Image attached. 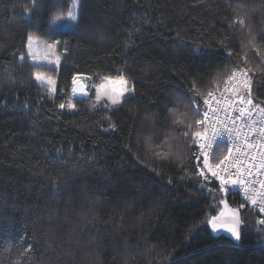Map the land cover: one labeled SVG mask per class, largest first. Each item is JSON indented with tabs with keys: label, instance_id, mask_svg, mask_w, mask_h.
Instances as JSON below:
<instances>
[{
	"label": "trees",
	"instance_id": "1",
	"mask_svg": "<svg viewBox=\"0 0 264 264\" xmlns=\"http://www.w3.org/2000/svg\"><path fill=\"white\" fill-rule=\"evenodd\" d=\"M74 1L0 0V264H264V218L205 184L183 135L190 98L234 65L264 106V0H79L76 29L57 30ZM31 37L57 46L59 70L29 61ZM78 74L90 100L72 97ZM119 77L133 95L97 103ZM224 203L239 245L211 230Z\"/></svg>",
	"mask_w": 264,
	"mask_h": 264
},
{
	"label": "snow or ice",
	"instance_id": "2",
	"mask_svg": "<svg viewBox=\"0 0 264 264\" xmlns=\"http://www.w3.org/2000/svg\"><path fill=\"white\" fill-rule=\"evenodd\" d=\"M241 24L244 21H240ZM31 40V38H29ZM231 52L228 53L231 56ZM257 55L261 61L264 63V52L257 51ZM21 60L24 57H20ZM251 69L246 67H240L234 65L232 68L227 70V80L225 81V90L219 96L215 95L217 89H212L208 91L207 96L203 99L202 106L195 97L190 98L193 101L192 111L197 117L193 123L187 125L183 135L188 137L185 143L194 144L196 150L194 152V157L197 161V166L199 169V176L205 181V184L212 183L213 185H219V191L224 193L228 190L229 185L240 184L244 188V193L246 198L251 200L253 205L257 204L255 190L251 187V182L245 181L243 179H236L235 175L240 173L239 168H236V172L232 173L236 165V161L239 157L233 158V147L229 146L226 149L220 151H214V145L216 144L217 138L221 135L227 134L230 140L233 136H239L242 134V129L237 125V121L245 123V118L247 122L245 127L248 129V134H244V139L246 141V147H255L257 141L264 144V120L261 121L257 127V122L253 117V109H259L258 115L264 117V108H261L259 104H254L252 97V80L248 76V72ZM36 80H40L41 77L37 75ZM80 79L79 74L74 77L73 84L75 85ZM229 81H235L238 84H242L238 87L233 88ZM119 82L122 85H126L127 81L123 77H119ZM50 85L54 84L53 81H48ZM82 90L86 89V85L81 83ZM101 88L103 85L100 86ZM55 91V88H52ZM73 93L77 91L75 87L72 89ZM125 91H132L131 88H123L119 95H114L111 93H101L99 90L96 94V101L107 100L111 106H118L121 104V98L124 96ZM225 92H231V95H225ZM86 94V91H85ZM226 104V107L221 105ZM61 109L65 108V104H59ZM68 107H73V105H68ZM232 113H238V115L233 116ZM221 114H223V119H221ZM229 122L231 126H229ZM218 124L220 126H218ZM114 127V125H113ZM255 133L256 140H250L249 135ZM262 159L260 161V167L264 168V153L260 154ZM231 161V162H230ZM255 168L256 165H253ZM251 175V170H248ZM259 186L264 189V180L259 181ZM261 199L264 200V193H261ZM241 208L244 207L242 203ZM261 212H264V207H261ZM223 215V213L221 214ZM264 224V220L260 221ZM212 228L216 230L221 224L227 227V231L231 233L237 241L241 237V233L238 231L237 226L240 224L239 212H233L231 217L225 221H220L218 217L213 216L209 221ZM30 250V249H29Z\"/></svg>",
	"mask_w": 264,
	"mask_h": 264
},
{
	"label": "built area",
	"instance_id": "3",
	"mask_svg": "<svg viewBox=\"0 0 264 264\" xmlns=\"http://www.w3.org/2000/svg\"><path fill=\"white\" fill-rule=\"evenodd\" d=\"M248 76L252 80V97H253V89H254V83L252 76L248 73ZM230 85H232L233 88L238 87L242 84L240 82L239 84L235 81H229L228 82ZM225 82L221 87H219L215 93V95L219 96L222 92L225 90ZM225 95H231V92H225ZM206 97V96H205ZM203 102V101H202ZM256 104V103H254ZM202 106V105H201ZM222 107H226L227 105H221ZM261 108H264V106H261ZM259 109H253V119L256 120L257 122V127L261 123L262 120H264V117H261L258 115ZM233 116L238 115V113H232ZM221 119H223V114H221ZM247 122V118H245V123ZM237 125L242 129V134L239 136H233V139L230 140L227 134L221 135L217 138L216 144L214 145V151H217L218 148L224 147L226 149L227 147L231 146L233 147V158L235 159L236 157H239V159L236 161V165L233 169H231L232 173L236 172V168H239L240 173L235 175V178L240 180L243 179L245 181L251 182V187L255 190L256 193V199H257V204L253 205L251 203V200L246 198L245 193H244V188L240 184H238L234 189H230V185L228 186V190L235 195L238 196L240 200V204H244L243 208L250 209L260 217L264 218V212H261V207H264V200L261 199V193H264V189H261L259 186V181L264 180V168L260 167V161L262 159L261 153H264V144L261 142L257 141L255 143V147H246V141L244 139V134H248V129L245 127V123H242L241 121L236 122ZM218 126H220L218 124ZM229 126H231V123L229 122ZM250 140H256V134L252 133L249 135ZM196 150V146H195ZM194 150V152H195ZM193 152V154H194ZM194 161H195V167L196 171L199 175V169L197 166V161L193 155ZM231 162V161H230ZM253 165H256L254 168ZM251 170V175L249 174V171ZM218 187L219 185L216 184Z\"/></svg>",
	"mask_w": 264,
	"mask_h": 264
},
{
	"label": "rangeland",
	"instance_id": "4",
	"mask_svg": "<svg viewBox=\"0 0 264 264\" xmlns=\"http://www.w3.org/2000/svg\"><path fill=\"white\" fill-rule=\"evenodd\" d=\"M78 10H79V0H75L69 11V14L65 18L59 19L55 22V28L57 30H61V29L75 30L77 27ZM26 56L33 65L48 67L55 70L60 69L62 57L57 50V46L46 44L38 38L31 37V40L30 39L28 40ZM37 75L41 77L40 80L35 79ZM80 77L82 78V81L90 91L92 88L91 79L85 76H80ZM48 81H53L54 84L50 85ZM34 82L36 85L46 88L51 95H55L57 92V79L53 76L38 72L34 75ZM101 85H103L102 88L100 87ZM52 88H55V91H52ZM123 88H131L132 91L130 92L125 91L124 96L121 98V103L123 99L133 95L134 93L133 86H131V84L128 81L126 85H122L119 82V78H106L102 82H99L98 84L94 85L95 100L98 90L101 93L107 92L118 96ZM103 102L111 106L106 99L101 100L97 103H103ZM111 107H117V106H111Z\"/></svg>",
	"mask_w": 264,
	"mask_h": 264
},
{
	"label": "water",
	"instance_id": "5",
	"mask_svg": "<svg viewBox=\"0 0 264 264\" xmlns=\"http://www.w3.org/2000/svg\"><path fill=\"white\" fill-rule=\"evenodd\" d=\"M81 83L84 84L83 81L81 80H78L77 83L74 85L72 84V88H71V94H72V97L76 100H90L91 99V93L90 91L88 90V88L86 87L85 90H82L80 85ZM85 85V84H84ZM73 87H75L77 89V91L75 93H73L72 89ZM85 91H86V94H85ZM238 185V184H237ZM237 185L233 186V185H230V189H234ZM229 193V191H226L223 193L224 196H227ZM239 212V219H241V216H240V211L238 209H234L232 208L228 203H224L223 206H222V210L221 212L218 214V218L220 221H225L227 219H229L232 215L233 212ZM223 213V215H221ZM240 224H241V220H240ZM240 224L237 226V229L238 231L240 232ZM211 230L213 232V234L215 236H225L226 238H228L233 244L235 245H239L240 244V239L237 241L234 237H232L231 233H229L227 231V227L223 224H221L220 226H218V228L216 230H214L211 226Z\"/></svg>",
	"mask_w": 264,
	"mask_h": 264
},
{
	"label": "bare ground",
	"instance_id": "6",
	"mask_svg": "<svg viewBox=\"0 0 264 264\" xmlns=\"http://www.w3.org/2000/svg\"><path fill=\"white\" fill-rule=\"evenodd\" d=\"M79 80H81L82 81V78L80 77V79Z\"/></svg>",
	"mask_w": 264,
	"mask_h": 264
}]
</instances>
